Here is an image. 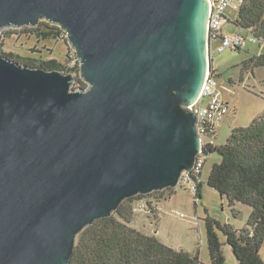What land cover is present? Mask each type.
<instances>
[{"label":"water","instance_id":"obj_1","mask_svg":"<svg viewBox=\"0 0 264 264\" xmlns=\"http://www.w3.org/2000/svg\"><path fill=\"white\" fill-rule=\"evenodd\" d=\"M209 17V0H0V36L57 25L87 84L0 54V264H70L84 228L194 168Z\"/></svg>","mask_w":264,"mask_h":264},{"label":"trees","instance_id":"obj_2","mask_svg":"<svg viewBox=\"0 0 264 264\" xmlns=\"http://www.w3.org/2000/svg\"><path fill=\"white\" fill-rule=\"evenodd\" d=\"M234 12L237 13V17L233 21L239 30L245 35L256 36L258 43L264 44V0H244ZM61 32L63 33L57 25L42 21L38 26L24 27L23 31L19 29L10 33L12 36L34 35L39 42L60 39ZM45 49L53 53V49ZM30 50L34 53H43L37 46ZM0 54L32 66L74 72L79 70L78 66L67 67L55 58L40 60L37 63L35 59L22 56L14 50L8 52L0 50ZM74 57L75 52L72 51V55L68 54V58ZM251 60L253 65H264V53ZM250 67L251 65L247 68ZM212 152H218L222 159L212 166L208 185L217 190L222 197L226 196L233 210L240 202L250 206L251 213L247 226L242 229H235L229 223L223 224L209 216L206 218L210 264H225L218 231L227 237V242L241 264H264L260 255L264 242V112L254 118L249 125L234 127L225 144L220 146L216 144L206 149V161ZM165 191L172 194L175 189L167 188L150 194H156L160 202ZM150 194L125 199L112 216L101 218L84 228L76 238L70 264H199L198 255L194 256L183 249L166 245L155 234L146 233L133 226L137 214L136 206ZM147 202L149 210L153 213L158 212V203L154 204L152 199H147Z\"/></svg>","mask_w":264,"mask_h":264},{"label":"rangeland","instance_id":"obj_3","mask_svg":"<svg viewBox=\"0 0 264 264\" xmlns=\"http://www.w3.org/2000/svg\"><path fill=\"white\" fill-rule=\"evenodd\" d=\"M230 15L234 20L237 17V13L234 11H230ZM16 30L19 29L5 28L2 31L0 36L1 51L14 50L22 56L35 59L37 63L40 60L55 58L61 64L72 67V61H69L68 54L72 55L73 50L68 49L65 33L59 34L60 39L38 42L34 35L12 36L10 32ZM20 30L23 31L24 27ZM224 31L230 34L240 30L234 21H230L225 24ZM35 46L39 47L43 53L32 52L30 49ZM45 48L53 49V53ZM261 53H264V44L248 39L241 50H226L215 57L214 66L218 73L216 74L218 87L228 105V112L219 126L216 140V144L219 146L227 142L234 127L247 126L264 112V65L251 64L253 63L251 59L258 57ZM249 65L251 67L247 68ZM77 66L80 67V62ZM75 74L76 80L73 89L86 87L87 84L79 77L78 71ZM221 159L218 152L208 155L203 169L200 200L196 201L192 194L181 185H177L172 194L170 191H165L163 195L166 198L162 196L163 199L160 202L157 200L159 198L156 197V194H150L144 200L152 199L154 204L158 203V212L153 213L151 210L141 207L136 211L133 226L146 233L155 234L166 245L183 249L194 256L198 255L199 264H210L206 218L209 216L223 224L229 223L235 229H242L247 226L251 213V207L240 202L235 205V210H233L227 197H222L217 190L208 185L207 181L212 166L214 163L220 162ZM218 235L222 242L225 264H241L224 233L218 231ZM260 255L264 260V242L260 249Z\"/></svg>","mask_w":264,"mask_h":264},{"label":"built area","instance_id":"obj_4","mask_svg":"<svg viewBox=\"0 0 264 264\" xmlns=\"http://www.w3.org/2000/svg\"><path fill=\"white\" fill-rule=\"evenodd\" d=\"M209 2L210 66L202 92L197 101L191 105V109L197 115L196 125L201 138V149L194 168L190 171L184 170L178 183L187 189L196 201L200 200L199 186L202 183V173L206 163L205 150L216 145L219 126L228 112L227 102L218 87L214 66L215 57L226 50L242 48L248 39L258 42L256 36L245 35L242 31L230 34L224 31L225 24L234 20L230 11H237L244 0H209ZM63 33L67 35L65 31ZM69 61H72V67H76L79 63L77 57L69 58ZM148 205V202L143 199L136 206L135 211L141 207L148 209Z\"/></svg>","mask_w":264,"mask_h":264},{"label":"clouds","instance_id":"obj_5","mask_svg":"<svg viewBox=\"0 0 264 264\" xmlns=\"http://www.w3.org/2000/svg\"><path fill=\"white\" fill-rule=\"evenodd\" d=\"M68 49H69V47H68ZM159 207V206H158Z\"/></svg>","mask_w":264,"mask_h":264}]
</instances>
